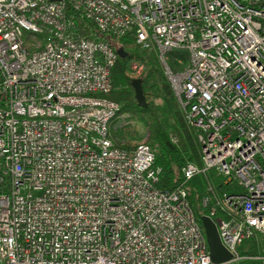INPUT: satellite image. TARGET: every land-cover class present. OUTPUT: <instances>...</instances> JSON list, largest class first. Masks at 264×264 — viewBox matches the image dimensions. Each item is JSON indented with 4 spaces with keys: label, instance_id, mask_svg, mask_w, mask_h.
Listing matches in <instances>:
<instances>
[{
    "label": "built area",
    "instance_id": "built-area-1",
    "mask_svg": "<svg viewBox=\"0 0 264 264\" xmlns=\"http://www.w3.org/2000/svg\"><path fill=\"white\" fill-rule=\"evenodd\" d=\"M69 12L156 57L201 145L186 180L234 188L202 201L225 264H264V0H0V264H215L187 191L155 187L156 149L114 144L116 48Z\"/></svg>",
    "mask_w": 264,
    "mask_h": 264
},
{
    "label": "trees",
    "instance_id": "trees-1",
    "mask_svg": "<svg viewBox=\"0 0 264 264\" xmlns=\"http://www.w3.org/2000/svg\"><path fill=\"white\" fill-rule=\"evenodd\" d=\"M75 17L76 23L73 32L74 37H88L94 39H108L119 44L127 52L125 57H117L111 69V90L104 94L105 97L120 105L118 115L111 122V138L114 144L120 148H128L130 144H120L114 139L112 126L122 113H128L130 117L139 118L147 127V138L145 143L156 149L154 166L160 168L158 181L155 187L160 191L171 192L182 187L187 191V200L195 218H200L207 213L202 206V201L207 198L209 204L223 191H232L234 188L223 183V178L218 176L214 170L198 173L186 180L183 168L189 164L201 165V145L197 138L196 130L185 120L183 111L172 92L169 82L156 67L151 65L146 73L140 77L146 107H139L134 98V90L131 87V79L126 71L128 63L132 58L139 55V46L134 41L132 32L123 37L108 38L107 35L99 33L92 22L69 12ZM115 47V46H114ZM116 48V47H115ZM117 49V48H116ZM139 57V56H138ZM176 58H182L187 62L185 51L174 50L168 54V64L173 69H181ZM165 96L170 103L160 98ZM248 247L246 254L259 253L261 243L254 240H246L240 248ZM237 264H260L258 260L246 259Z\"/></svg>",
    "mask_w": 264,
    "mask_h": 264
},
{
    "label": "rangeland",
    "instance_id": "rangeland-1",
    "mask_svg": "<svg viewBox=\"0 0 264 264\" xmlns=\"http://www.w3.org/2000/svg\"><path fill=\"white\" fill-rule=\"evenodd\" d=\"M114 46L117 49L120 48L119 44L116 42H114ZM138 56H135L136 58H132L128 63L126 74L130 78H140L146 73L147 69L151 65L156 67L158 72L165 76L162 65L159 63V61H157L153 54L146 53L140 49ZM160 99L166 103H170L165 96H162ZM112 131L115 135L114 139L116 142L130 145L145 141L148 134L147 127L143 124V122L139 118L130 117L128 113H122L118 116V119L112 126Z\"/></svg>",
    "mask_w": 264,
    "mask_h": 264
},
{
    "label": "water",
    "instance_id": "water-1",
    "mask_svg": "<svg viewBox=\"0 0 264 264\" xmlns=\"http://www.w3.org/2000/svg\"><path fill=\"white\" fill-rule=\"evenodd\" d=\"M116 53L119 57H125L127 52L124 51L123 48L116 49ZM131 87L134 90V98L137 102L139 107H146L147 102L144 96L143 87H142V80L140 78H132L131 79ZM200 222L204 229L206 243L209 249V256L213 263L215 264H225L231 258L232 255L225 249L223 246L218 229H217V220H212L207 215H203L200 218Z\"/></svg>",
    "mask_w": 264,
    "mask_h": 264
}]
</instances>
